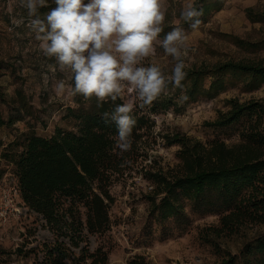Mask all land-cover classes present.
Masks as SVG:
<instances>
[{
    "label": "trees",
    "instance_id": "16d2710c",
    "mask_svg": "<svg viewBox=\"0 0 264 264\" xmlns=\"http://www.w3.org/2000/svg\"><path fill=\"white\" fill-rule=\"evenodd\" d=\"M221 0H199L200 20L211 11H219ZM47 8L40 12L46 13ZM252 22L258 17L249 13ZM189 28L187 23H184ZM0 103H6L1 89ZM218 77L214 89L224 76H240L251 90L264 87V66L245 62L219 65L213 70H193L182 82L187 99L197 100L204 94L201 85L206 76ZM168 88H173L169 85ZM178 97L165 93L143 109L136 107L137 121L132 133V147L121 151L116 144L115 124L106 125L104 112H110L125 99L102 105L95 97L85 99L77 94L78 109L69 108L68 118L76 121L77 131L56 128L50 137L38 135L33 129L9 144L2 155L14 167L20 196L24 204L46 222L54 241L20 255H34L33 264H108L106 252L91 251L89 236L103 234L111 228L110 208L114 200L111 187L117 177L131 171L140 158L149 137L154 138L156 117L172 109L179 110ZM197 97V98H196ZM231 110L222 114L212 127L225 128L239 124L241 143L229 147L214 140L203 144L182 133L162 136L168 147H179V165L164 172L152 168L144 172L150 192L145 200L150 214L158 223L169 221L183 227L192 222V215H218L220 227L210 230L216 238L225 233L236 234L243 228L264 227V104L231 102ZM11 114L2 126L32 117L33 106L23 90L9 103ZM0 142V147L2 146ZM145 155V156H144ZM5 174L0 176V181ZM207 243L215 242L208 240ZM25 247V246H24ZM220 264H264V231L249 239L238 254L225 252L216 243ZM43 255L40 257V254Z\"/></svg>",
    "mask_w": 264,
    "mask_h": 264
},
{
    "label": "rangeland",
    "instance_id": "374dc122",
    "mask_svg": "<svg viewBox=\"0 0 264 264\" xmlns=\"http://www.w3.org/2000/svg\"><path fill=\"white\" fill-rule=\"evenodd\" d=\"M199 0H196V6ZM222 8L211 11L202 18L196 30L181 26L188 34L184 47L188 49L184 58L187 73L193 70H213L227 63L245 62L264 66V0H221ZM185 0H167V13L164 32L175 27ZM50 7L55 5L49 0ZM198 7V8H199ZM249 13L258 17L252 22ZM41 17L44 12H40ZM23 18L25 23L17 26L14 20ZM27 25V12L19 0H0V63L1 92L6 103H0V114L7 121L11 114L9 103L16 98V91L23 90L33 106L32 117L15 123L11 127L0 123V176L6 180V188H11V176L14 167L2 160L5 148L24 133L33 129L38 135L52 136L56 128L65 131H77L76 121L69 117V108L78 109L75 96L57 97L53 85L56 80L67 75L57 70L52 73L48 65L54 59L47 58L38 48ZM163 33L161 34V39ZM154 62L162 68L165 75L170 74L176 63L163 54L157 45V55L145 61V65ZM45 77L48 83L45 84ZM218 77L208 75L201 88L205 95L192 101H178L182 107L170 110L156 117L154 138L149 137L142 157L131 171L117 177L111 187L114 200L110 208L111 228L103 234L89 236L92 252L101 249L108 254V264H220L221 259L215 253L216 243L225 252L238 254L243 245L264 227H246L236 234L225 233L220 239L210 230L220 227L218 215H192L189 225L180 227L172 221L158 223L151 217L150 206L145 196L150 192L144 179V172L152 168L164 172L175 170L179 165V147H168L162 139L164 135L182 133L203 144L214 140L232 147L241 143V126L218 128L216 123L222 114L231 110V102L240 104H264V87L251 90L240 76L227 75L219 81L221 85L214 89ZM177 88H168L165 95L178 97ZM187 95L184 89L180 94ZM197 98V97H196ZM125 101L134 99L126 94ZM264 125L262 126V130ZM145 156V155H144ZM19 214L11 215L8 220L0 218V264H33L34 255H20L51 243L54 238L46 222L37 213L30 210L22 201L16 199ZM207 239L215 242L207 243ZM25 246V247H24ZM43 253L40 254V257Z\"/></svg>",
    "mask_w": 264,
    "mask_h": 264
},
{
    "label": "clouds",
    "instance_id": "9594fccd",
    "mask_svg": "<svg viewBox=\"0 0 264 264\" xmlns=\"http://www.w3.org/2000/svg\"><path fill=\"white\" fill-rule=\"evenodd\" d=\"M19 0L27 12V27L34 34L38 48L55 63L48 70L67 75L56 80L57 97H95L99 104L134 99L116 104L102 114L106 125L115 124L116 144L123 151L132 147V133L137 123L136 107L151 106L169 85L183 88L187 77L185 57L188 49L187 23L199 28L202 9L196 0H185L175 27L164 32L167 0ZM48 11L41 17L40 10ZM17 26L23 18L14 20ZM163 38L161 39V34ZM157 45L163 54L175 60L170 74L165 75L154 62L145 61L157 55ZM45 84L48 83L45 77ZM181 99H187L183 94Z\"/></svg>",
    "mask_w": 264,
    "mask_h": 264
},
{
    "label": "built area",
    "instance_id": "2783aa9c",
    "mask_svg": "<svg viewBox=\"0 0 264 264\" xmlns=\"http://www.w3.org/2000/svg\"><path fill=\"white\" fill-rule=\"evenodd\" d=\"M6 180L2 179L0 181V218L3 220H8V218L13 215H17L20 209L16 207V199L20 198V188L18 181L15 176H11V188H6Z\"/></svg>",
    "mask_w": 264,
    "mask_h": 264
},
{
    "label": "crops",
    "instance_id": "0c3cea01",
    "mask_svg": "<svg viewBox=\"0 0 264 264\" xmlns=\"http://www.w3.org/2000/svg\"><path fill=\"white\" fill-rule=\"evenodd\" d=\"M1 161H2V159H1Z\"/></svg>",
    "mask_w": 264,
    "mask_h": 264
}]
</instances>
